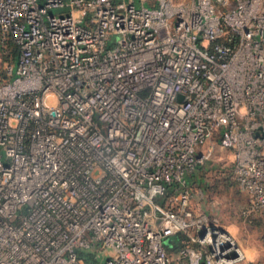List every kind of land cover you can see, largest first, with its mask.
I'll use <instances>...</instances> for the list:
<instances>
[{"label": "built area", "instance_id": "1", "mask_svg": "<svg viewBox=\"0 0 264 264\" xmlns=\"http://www.w3.org/2000/svg\"><path fill=\"white\" fill-rule=\"evenodd\" d=\"M9 43L0 264L241 258L184 187L216 137L264 221V0H0Z\"/></svg>", "mask_w": 264, "mask_h": 264}, {"label": "rangeland", "instance_id": "2", "mask_svg": "<svg viewBox=\"0 0 264 264\" xmlns=\"http://www.w3.org/2000/svg\"><path fill=\"white\" fill-rule=\"evenodd\" d=\"M188 4L191 0H174ZM0 44V79L10 76L6 64L14 66L15 53L5 52L12 48ZM205 159L186 175V186L192 192V205L204 211L210 220L233 239L241 258L231 264H264V221L245 213L248 196L228 176L233 164L230 150L222 149L217 138H211L202 148ZM175 194L169 196V205H175ZM166 246V245H165ZM172 264H178V251L166 246Z\"/></svg>", "mask_w": 264, "mask_h": 264}, {"label": "trees", "instance_id": "3", "mask_svg": "<svg viewBox=\"0 0 264 264\" xmlns=\"http://www.w3.org/2000/svg\"><path fill=\"white\" fill-rule=\"evenodd\" d=\"M200 165V164H199ZM229 176V175H228ZM230 178V177H229ZM231 180V179H230ZM232 181V180H231ZM233 182V181H232ZM175 185H171L168 189V197L170 195H172L174 193L173 189H174ZM182 238H185L184 235L181 234H176V235H172L169 236L168 238L165 239L164 243L168 246V245H173L175 248L177 247H181L182 246ZM81 255L85 258V261L89 264H91L93 262L92 257H93V252L91 251H85V252H81Z\"/></svg>", "mask_w": 264, "mask_h": 264}, {"label": "crops", "instance_id": "4", "mask_svg": "<svg viewBox=\"0 0 264 264\" xmlns=\"http://www.w3.org/2000/svg\"><path fill=\"white\" fill-rule=\"evenodd\" d=\"M183 239V238H182ZM182 241V240H181ZM166 245V244H165ZM167 246V245H166ZM168 247H170V248H172V249H174V250H176V251H178V249H179V247H177V248H175L173 245H168Z\"/></svg>", "mask_w": 264, "mask_h": 264}, {"label": "water", "instance_id": "5", "mask_svg": "<svg viewBox=\"0 0 264 264\" xmlns=\"http://www.w3.org/2000/svg\"><path fill=\"white\" fill-rule=\"evenodd\" d=\"M233 256H236V254H233Z\"/></svg>", "mask_w": 264, "mask_h": 264}, {"label": "bare ground", "instance_id": "6", "mask_svg": "<svg viewBox=\"0 0 264 264\" xmlns=\"http://www.w3.org/2000/svg\"><path fill=\"white\" fill-rule=\"evenodd\" d=\"M241 256V255H240Z\"/></svg>", "mask_w": 264, "mask_h": 264}]
</instances>
